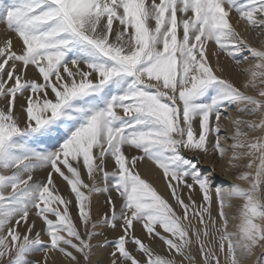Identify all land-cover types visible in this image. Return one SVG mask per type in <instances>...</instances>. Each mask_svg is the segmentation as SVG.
Wrapping results in <instances>:
<instances>
[{
    "label": "snow or ice",
    "instance_id": "1",
    "mask_svg": "<svg viewBox=\"0 0 264 264\" xmlns=\"http://www.w3.org/2000/svg\"><path fill=\"white\" fill-rule=\"evenodd\" d=\"M0 26V264H264V0H0Z\"/></svg>",
    "mask_w": 264,
    "mask_h": 264
},
{
    "label": "bare ground",
    "instance_id": "2",
    "mask_svg": "<svg viewBox=\"0 0 264 264\" xmlns=\"http://www.w3.org/2000/svg\"><path fill=\"white\" fill-rule=\"evenodd\" d=\"M253 44H254V46H260V41H258V40L253 41ZM224 62L226 63L227 61L224 60ZM226 72H227V70H226ZM225 127H227V122H225ZM149 168H151L150 173L146 171V169H149ZM139 169L141 170L143 176L147 177L151 183H154V186L160 192H162V193L164 192L165 186H164V182L162 180V176H160L159 178L157 177V170L150 165V162L141 163L139 165ZM94 213H95V209H94ZM137 232L139 233V227H137ZM105 234H106V236H108L110 238L115 235L112 231H107V230L105 231ZM98 238L101 240L103 239L102 237H98ZM146 243H149V241L146 240ZM154 246H156V245H154ZM97 255L101 261L99 264H108V261H107V258H106L104 251H101V250L98 251Z\"/></svg>",
    "mask_w": 264,
    "mask_h": 264
},
{
    "label": "rangeland",
    "instance_id": "3",
    "mask_svg": "<svg viewBox=\"0 0 264 264\" xmlns=\"http://www.w3.org/2000/svg\"><path fill=\"white\" fill-rule=\"evenodd\" d=\"M0 27H2V26H0ZM186 155H191L190 153H187ZM200 166L201 167H203V168H207V169H209V170H212V169H214V171H215V174L217 175V176H220L221 178H227V179H231V177H225V173L223 172V170H222V167L219 165V163H217L216 161H214V159H213V157L212 156H207V157H204V156H202L201 157V159H200ZM139 171L141 172V170L139 169ZM141 174H142V172H141ZM142 176H143V174H142ZM145 179H147L148 180V178L147 177H145V176H143ZM150 182V181H149ZM61 188H62V190H63V185H61ZM107 231H111V230H107ZM106 235V234H105ZM97 239H99V238H97ZM99 240H101V239H99ZM102 241V240H101ZM146 242V241H145ZM94 243H95V241H94ZM153 247H156V246H154V245H152ZM104 251L103 249H97V251H96V253H95V255L92 257V259L94 260V261H97L98 262V264L101 262L100 261V258L98 257V255H97V253H98V251ZM105 252V251H104Z\"/></svg>",
    "mask_w": 264,
    "mask_h": 264
}]
</instances>
